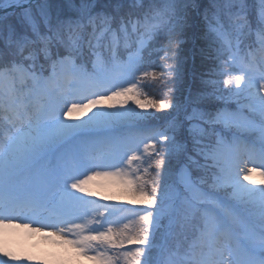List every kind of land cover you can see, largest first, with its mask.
<instances>
[{"label": "snow or ice", "instance_id": "snow-or-ice-1", "mask_svg": "<svg viewBox=\"0 0 264 264\" xmlns=\"http://www.w3.org/2000/svg\"><path fill=\"white\" fill-rule=\"evenodd\" d=\"M19 6L20 0H0V8ZM38 7L43 30L27 10L24 31L0 27V229L31 219L74 237L64 242L81 255L95 252L89 258L100 264H114L108 250L127 245L134 247L123 251L125 264H264V187H249L233 174L242 153L264 168V0L256 22L260 48L244 57L240 44L252 29L246 0H212L205 10L208 37L220 45L217 59L227 56L217 73L223 90L217 80L205 84L224 106L192 109L191 152L177 139L181 106L141 89L177 72L167 62L175 60L171 35L187 25L189 9L199 7L196 0H80L76 18L68 20L51 19L46 3ZM225 14L230 30L221 22ZM156 42L157 55L165 53L160 65L145 55L151 56ZM68 97L79 102L69 106ZM233 98L238 107L230 110ZM150 109L178 114L155 128L147 124ZM74 112L85 118L64 119ZM118 127L126 131L113 135ZM180 157L182 187L171 179L172 161ZM97 168H115L111 174L139 197L133 203L144 205L122 228L113 229L119 218L110 217L123 206L89 199L96 195L87 186L89 173ZM149 168L156 175L146 179ZM193 168L204 175L194 179ZM99 207L104 212L97 218ZM14 261L23 264L0 247V264Z\"/></svg>", "mask_w": 264, "mask_h": 264}, {"label": "trees", "instance_id": "trees-1", "mask_svg": "<svg viewBox=\"0 0 264 264\" xmlns=\"http://www.w3.org/2000/svg\"><path fill=\"white\" fill-rule=\"evenodd\" d=\"M101 2L104 3L107 2V0H101ZM196 2L199 7L189 9L187 25H185L182 31L178 30L171 35L173 46L176 47L175 60H169L167 62L169 64L174 63L175 67L177 68V72L163 81L153 82V86L151 87H144L141 89V91L148 93L155 99H171L174 103L181 106L179 115L183 120V126L177 135V139L179 142L186 145L189 152H191L193 148V142L192 135L189 132L187 116L192 113L193 108H197L199 111H214L216 108L224 106V102L222 100H218L216 99V96L211 95L213 88L210 85L205 84V82L213 79L217 80L218 83L216 84V88L223 90L224 86L222 83H220L223 77L217 75V73L222 60L227 59L226 55L220 57V59H217V53L215 49L220 45L219 43L213 44L208 37V23L204 16L205 10L212 3V0H196ZM41 3H46L48 5L49 16L51 19L54 20L56 16L59 15L61 19L68 20L76 18V6L79 5L80 0H40L27 8L19 9L16 13L1 17L0 27H2L5 31H7L8 27H12L18 32L24 31L26 29V25L22 23V20L23 14L25 10H27L32 14L37 24L43 30L44 23L40 15V9L38 7V4ZM128 3H131V0H128ZM246 5V13L248 20L252 24V29L246 34L245 39H243L240 44L239 55L241 57L246 56L250 52H255V48L258 46L256 43V22L259 19L260 0H246ZM126 10L127 9H125V11ZM209 15L211 14L209 13ZM221 22L225 24L226 29L230 30L226 14L221 16ZM116 26V24L113 25V27ZM165 45L167 46V41H165ZM0 46H2V43H0ZM159 48L160 43L156 42L148 50L152 53L151 56L149 57L147 53L145 54L146 59L149 60L153 65H160L163 63L160 61L159 57L163 56L165 53L164 51H159L157 55ZM168 54L170 56L172 55L171 52ZM123 57H126V53L123 54ZM84 62L87 63L89 69H91V62L87 56L84 58ZM155 71L160 72L161 68L156 67ZM233 74L238 75L239 73L236 72ZM150 79L151 78H149V80ZM202 93L203 95H201ZM193 101L196 102L193 103ZM241 103H245V101L241 99ZM228 106L230 110H235L238 107L234 98L228 101ZM149 111L154 113V115L148 118L147 124L149 126L157 125L156 128L166 126L167 122L178 114L172 109H150ZM73 114L75 115L76 119L70 121V123L77 122L78 119L85 118L79 112H74ZM90 114V112L87 113V115ZM193 123H196V121H193ZM246 136L244 135V137ZM228 139H231V137H228ZM252 139H254V137ZM157 151H161L160 145H157ZM177 159L183 160L185 158L180 157L173 159L171 165L173 175L171 179L175 181L177 186L182 187L180 182L177 180V176H179L178 172H180L179 168L176 166ZM198 159H201V163H203L202 158L198 157ZM142 167H147V164H144ZM189 171L192 173L194 179L198 176L204 175L203 171L196 170L194 168L190 169ZM149 173L150 175L145 174L146 179H151L156 175L152 168H149ZM117 180L112 183L114 184V188H107L105 190L99 189L97 187L98 185L93 183H88L87 185L92 192L96 193L95 196L102 199V201H105L106 203H112V205L117 204L118 206L124 207L123 210L126 212L127 219L125 221H119V223L113 224V229L122 228L124 224H129L130 220L134 221L136 217L132 215V211L137 208L144 207V205L133 203V201L138 200L139 197L133 196L127 190L121 179L119 182ZM220 195L225 196L226 193L221 191ZM99 212H104V208ZM107 215L108 213L105 212V216ZM98 218H100L99 214ZM133 227L134 225H131L129 231H131ZM159 239L160 238L157 237L158 242ZM133 247L134 246L132 245H127L126 249H109L107 254L113 258L114 264H125L122 255L123 251L132 250ZM100 249L104 251L102 247ZM152 255L155 258L158 255V249H154Z\"/></svg>", "mask_w": 264, "mask_h": 264}, {"label": "rangeland", "instance_id": "rangeland-1", "mask_svg": "<svg viewBox=\"0 0 264 264\" xmlns=\"http://www.w3.org/2000/svg\"><path fill=\"white\" fill-rule=\"evenodd\" d=\"M67 99L69 101V106L71 103L79 102L78 100H72L70 97ZM64 110L67 111V108L65 107ZM64 119L70 122L76 118L75 115L72 114L70 116H65ZM125 131L126 129L117 128L116 132L112 134L118 135ZM244 141L247 142L246 140ZM205 143H207V141H205ZM142 150L143 145H141V151ZM120 167L126 168L128 166L125 164ZM133 167H135V163ZM141 169H143V167ZM115 171V168L94 169L93 173H89L92 176L89 183L98 185L97 187L101 190L114 188V184L112 183L117 179L118 182L120 181L118 176L111 174ZM237 172L243 183L249 187H264V168L260 167L258 159L257 162L253 163L246 154L242 153L240 158L235 162L233 168V174L235 175ZM179 173L180 172H178L179 176H177V180L180 182ZM245 176H247L248 179L245 180ZM89 199L98 201V204L101 206H118L117 204L112 205V203H106L97 196H90ZM101 209H103V207L96 208L95 210L97 218ZM123 209L124 207L116 212L115 217L110 218H119V221H125L127 216ZM12 224L14 226L0 229V247H3L6 251L12 253L13 256L18 257L19 261H22L23 264H100L99 260L89 258V256L95 255V252H90L87 256L81 255L75 246L64 242L65 239H71L74 237H63L56 233L54 228H42L41 225L34 223L31 219L27 218L14 220L12 221ZM25 224H29L30 227H24ZM61 227H63V225H61ZM105 227H107V225H105ZM37 228H41V230L36 231ZM100 250L103 251L102 249ZM13 264H19V262L14 261Z\"/></svg>", "mask_w": 264, "mask_h": 264}, {"label": "water", "instance_id": "water-1", "mask_svg": "<svg viewBox=\"0 0 264 264\" xmlns=\"http://www.w3.org/2000/svg\"><path fill=\"white\" fill-rule=\"evenodd\" d=\"M36 1H38V0H27L24 4H21L19 7H15V8H0V15L8 13V12H14L19 8L27 7Z\"/></svg>", "mask_w": 264, "mask_h": 264}, {"label": "bare ground", "instance_id": "bare-ground-1", "mask_svg": "<svg viewBox=\"0 0 264 264\" xmlns=\"http://www.w3.org/2000/svg\"><path fill=\"white\" fill-rule=\"evenodd\" d=\"M26 1H27V0H20V5H21V4H24ZM257 51H258V50H257ZM257 51H255V52H257Z\"/></svg>", "mask_w": 264, "mask_h": 264}]
</instances>
